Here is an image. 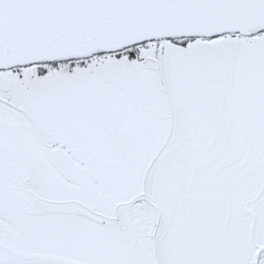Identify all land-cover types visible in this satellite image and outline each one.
<instances>
[{
  "label": "snow or ice",
  "instance_id": "1",
  "mask_svg": "<svg viewBox=\"0 0 264 264\" xmlns=\"http://www.w3.org/2000/svg\"><path fill=\"white\" fill-rule=\"evenodd\" d=\"M0 264H264V0H0Z\"/></svg>",
  "mask_w": 264,
  "mask_h": 264
}]
</instances>
